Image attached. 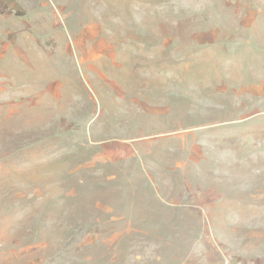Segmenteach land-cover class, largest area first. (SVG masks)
Masks as SVG:
<instances>
[{
  "label": "rangeland",
  "instance_id": "obj_1",
  "mask_svg": "<svg viewBox=\"0 0 264 264\" xmlns=\"http://www.w3.org/2000/svg\"><path fill=\"white\" fill-rule=\"evenodd\" d=\"M0 264H264V0H0Z\"/></svg>",
  "mask_w": 264,
  "mask_h": 264
}]
</instances>
